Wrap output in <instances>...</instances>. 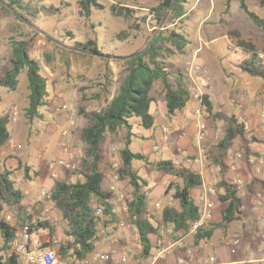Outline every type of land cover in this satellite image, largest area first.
Wrapping results in <instances>:
<instances>
[{
    "label": "rangeland",
    "instance_id": "374dc122",
    "mask_svg": "<svg viewBox=\"0 0 264 264\" xmlns=\"http://www.w3.org/2000/svg\"><path fill=\"white\" fill-rule=\"evenodd\" d=\"M80 2L81 0H23L26 7L23 11L25 19L9 10L6 5L0 6V78L12 68V43L24 42L30 56L39 62L43 74L48 78L49 91L47 105L40 110V117L31 120L26 113L30 94L27 70L24 69L20 74L19 85L15 91L0 87V114L11 116L12 134L8 144L10 152L3 155L4 149H0V170H8L5 168L7 161L16 160L14 167H10L8 171L12 173L16 188L23 190L25 196L24 210L19 216L16 210L6 208L2 217L11 226H16L18 232L31 225L39 231L38 235L42 240H47L49 236L51 238V235L49 229H39L37 225L39 222L49 221L55 229L52 239H56L60 248L68 239L65 235L68 223L63 219L61 210L51 201V191L44 181L47 177L54 182L60 178L71 183L83 180L81 170L83 160L87 158V146L81 141V135L83 128L89 123L87 114L98 112L118 95L119 88L128 74L126 58L147 51L150 44L159 39L161 46H164L159 60L164 62V67L172 73L170 82L174 83V73L181 71L186 86H189V62L198 55L200 61L197 62L207 72L205 75L212 83L211 88L205 90V95H208L213 103V109L212 112L208 111L205 122L207 140L203 146L207 159L204 168H213V188L218 200L221 197L219 183L223 178H227V174L223 162L219 165L216 160H219L217 143L224 137L225 122L215 115L235 114L246 122L255 117L258 121L264 112V81L249 77L239 70L238 67L248 55L237 47V39L229 35L235 31L240 39L252 41L264 57V31L259 30L249 19L237 0L229 4L227 0H188L185 15L175 19L167 14L162 20H159L162 12L159 14L154 11L159 8L160 0H98L104 9H93L90 17L82 15ZM247 3L264 19L262 0H247ZM113 8H117L116 12L112 11ZM125 9L132 12L130 16ZM172 32L181 34L188 40L189 44L183 50H178L173 42H168ZM89 40L98 44L97 47L103 56L81 50L78 45ZM162 84L164 82L161 79L157 81L150 94L155 99L150 111L155 117L156 128L162 125V121L169 119ZM63 104L68 106L71 115H75L72 119L73 127H70L68 112L61 110ZM193 107L194 102L191 101L183 113L194 120ZM14 110L18 112L16 120H12ZM139 121L138 118L130 120L133 125L130 147L134 152H141L148 158L154 157V160L168 161L171 160L172 146L176 149L174 154L178 155L192 150V155H184V161L197 156L198 147L194 145V137L190 145H181V137L176 138L170 131L167 139L162 136L157 140L156 133L145 131L139 126ZM255 131L256 128L251 131L250 138L257 139L252 134ZM150 134L151 141H148L147 136ZM127 139L128 132L126 128H122L117 135H110L102 146L100 169L106 174L104 188L112 193L114 219L105 216L104 211L98 214L102 221L95 252L111 253L114 256L123 254L134 264H151L152 260L142 258L143 248L138 240V230L129 215L126 201L130 199L132 190L126 181L113 177L120 167L115 164L119 162L120 151ZM183 139L187 137L184 136ZM147 141L151 143L148 145ZM242 142V139L235 141L240 146ZM66 145L78 155L76 168L73 171L63 168L62 176L53 178L51 166L63 158L62 150ZM155 145L158 146V151H154ZM240 149L239 151H243ZM242 161L246 162V159ZM135 166L139 174L149 180L146 189L147 217L160 228L158 235L153 236V242L157 243L160 239L164 246L177 234H173L171 229H162L160 214L169 203L178 205V201L172 196L174 190L166 194L168 187L165 189L163 185L166 173L140 161L135 162ZM27 167L30 169L29 178L25 176ZM171 181L181 182L173 177ZM246 209L249 210L248 206ZM244 213L241 221L229 227L236 232L235 236L230 229H219L217 234H214V239H220L222 245H226L230 239L239 240L238 246L234 247L229 243L224 246L226 260L237 261V253H240L238 257L243 259L242 248L238 250L241 252L236 250L250 240L248 235L242 236L243 240L240 236L246 225L245 209ZM8 216H12V221L8 220ZM258 225L262 226L261 221ZM229 235L227 241L226 237ZM190 241L181 249L183 254L189 248H196L194 236ZM2 245L3 239L0 235V247ZM10 253L11 250L0 252L4 263H7ZM66 259L70 264H75L72 257ZM217 259L219 260V257ZM87 264L99 263L91 257ZM106 264H117V260L113 259Z\"/></svg>",
    "mask_w": 264,
    "mask_h": 264
},
{
    "label": "trees",
    "instance_id": "16d2710c",
    "mask_svg": "<svg viewBox=\"0 0 264 264\" xmlns=\"http://www.w3.org/2000/svg\"><path fill=\"white\" fill-rule=\"evenodd\" d=\"M158 12L159 20L170 14L175 19L185 15V5L188 0H160ZM233 0H227L229 4ZM241 9L249 19L264 31V19L258 13L252 10L247 0H237ZM264 3V0H262ZM6 5L19 17L25 19L23 11L26 7L23 0H0V6ZM80 11L82 15L90 17L93 9H104V6L98 0H81ZM117 8L112 11L116 12ZM128 16L132 13L125 9ZM121 14V12H119ZM125 15V14H124ZM72 35V33H69ZM234 36L236 45L248 57L240 64L239 70L252 78L264 81V60L261 58V52L255 43L240 39L238 33L233 31L229 34ZM168 42H173L178 50H183L188 44V40L183 35L172 32ZM160 45V46H159ZM159 43V39L153 41L147 51L139 55H132L127 60L128 74L119 88L118 95L98 112L87 114L89 123L82 130L81 141L87 146V158L83 160L84 178L76 183L69 180H57L49 192L51 201L61 210L63 219L68 223V229L65 235L68 238L61 244L60 253L64 258L72 257L75 263L87 264L89 259L97 249L98 232L100 231L101 217L97 214L98 209H102L107 217L114 219V209L111 204L112 193L104 188L105 172L100 169V162L103 157L102 146L110 135H117L120 129L126 128L128 139L124 148L120 151L117 170L118 178L128 183L132 190L130 199L126 201L129 209V215L133 225L137 228L138 240L143 248L142 258L147 259L151 256L153 244L151 237L158 235L160 228L147 217L148 203L146 189L149 183L133 167L135 161L150 165L158 171H162L173 176L175 180L171 181L167 193L174 190L173 198L178 201V209L167 205L163 208L161 221L165 228L171 229L173 234H182L188 232L192 223L199 220L201 209L195 203L193 192L203 185L202 176L191 168L175 164L172 160L151 163L143 153L134 152L130 147L133 125L130 120L140 119L139 126L149 131L154 127L155 117L151 113V105L155 101L150 96L153 84L156 81L164 82L166 108L169 115H175L178 111H183L191 101V94L185 83L183 73L180 71L176 76V83L170 84L168 77L171 72L167 70L165 63L160 61L161 52L164 46ZM13 57L11 60L12 68L0 78V87L15 91L19 85V76L24 69L27 70L28 88L30 91L26 113L29 119L40 117V110L47 105L48 100V78L43 74L38 61L29 54L27 45L24 42H13ZM82 51L89 52L92 55L103 56L98 49V44L94 41H87L78 45ZM264 54V51H263ZM149 57V59H147ZM204 105L207 111L212 112L213 103L208 95L204 97ZM216 118L224 121V137L217 143L219 150L220 165L225 159L227 153L232 150L234 143L238 139L243 140L244 159L248 162L251 158V149L248 144L247 130L245 123L241 122L237 115H226L217 113ZM11 116L0 114V149L3 148L11 139ZM258 142L257 139H252ZM29 167L26 168L25 176L29 178ZM12 173L8 170H0V235L3 239V245L0 252L11 250V243L15 240L18 229L11 226L2 217L6 208L16 210L18 216L24 210L23 190L16 188V183L11 177ZM224 190L221 195L225 207L222 210L221 220L212 222L206 229L200 230L194 235V242L198 246L201 242L210 241L219 229H228L233 223L239 222L244 216L243 201L238 187L226 179H222L218 186ZM39 229H49L51 237L55 235V229L49 221L39 222ZM32 229H34L32 227ZM31 229V230H32ZM111 254V253H110ZM118 260L120 256H114ZM2 259V258H1ZM8 264H17V257L10 256L6 261Z\"/></svg>",
    "mask_w": 264,
    "mask_h": 264
},
{
    "label": "crops",
    "instance_id": "0c3cea01",
    "mask_svg": "<svg viewBox=\"0 0 264 264\" xmlns=\"http://www.w3.org/2000/svg\"><path fill=\"white\" fill-rule=\"evenodd\" d=\"M196 56H197V59L199 60L197 54H196ZM177 74H178V72L174 73V76H173V77H175L174 83L170 82L171 76L168 77L170 84L176 83ZM183 77H184V75H183ZM184 80H185V78H184ZM155 84H157V81L155 82ZM155 84H153V87ZM162 85H163V98L166 100L164 84H162ZM191 101L194 102V107H193V117H194V113H195V110L197 108V102L193 99H191ZM183 111L182 110L178 111L175 115H172V116L169 115L167 112V116L169 117V119L168 120L166 119L164 122L162 121V125L160 127H157V128L155 127V123H154L153 129L149 130L150 131L149 133H152L154 131L156 133L155 137L158 140L162 136H163V138L167 139L168 138V132L172 131V135H176L177 136L176 138L181 137V140H182V138L184 136L187 137V139H183L182 141L179 140L181 145H187V144L190 145V143H192L193 137L195 140L196 130H197V126H196L197 121L195 120V117L193 120L189 116L185 115L183 113ZM259 118L260 119H258V121H257V117H255V118H252L251 120L246 121V122L244 121V118H242V117L239 118V120L241 122H245L246 130H247V138L250 140L248 146L251 149V155H252L251 158L254 159V164H250L249 161L245 162V161H242V160L240 161V160L236 159L235 153L236 154L241 153V154H243V156L245 155L243 153V151H239V149L242 148L244 145L243 142L241 143V146L237 143H234L232 150L229 151L227 153L225 159L222 160V162H223L222 164L226 167V170H225V172L227 174L226 180L229 181L230 183H233L232 181L234 178H236V179L240 178L243 181V187L240 190V196H241V199L243 201V208L247 212V216L245 218L246 225L244 226L242 232L240 233V236L242 237V236L248 235V237L250 239L246 244L242 245L239 249L236 250L237 252L242 251L243 259L241 257H238V255H240V253H237V255H236L235 259L237 261H229V260L225 259V253L224 252H225L226 248L224 246L228 245V243L231 245L232 240H234V239L229 240V238H230V235H229L226 237L227 241L229 240L228 242H226V245H222L219 238H218L219 240L216 241V238L214 239V236H213L210 241L201 242L198 246H196V248H191V250H192L191 254L186 255V253L183 254L181 252V249L171 248L166 252L165 255H163L157 262H154V263H153V256L156 255V248H157L156 244L157 243L153 242V236H152L151 240H152V244H153L154 248L151 252V256L145 260H147V261L152 260L151 264H177L179 262V260L184 259L187 261L188 264H204L206 262V260L209 259V257L215 256V258H216V256H217V258L219 257V260L217 258H216V260L219 262V264H236V263L243 262V261L251 262L248 264H264L262 262V259L264 257V227L258 225V222L261 221L262 218H264V211L259 209L257 207V203H256L257 198L264 197V120H262L261 116ZM254 128H256V131H255V133H252V134L257 137L258 142H255L252 140V138H250L251 131ZM147 138H148V141L149 140L151 141V139H150L151 134L148 135ZM194 140H193L194 145H196ZM10 141H11V139H10ZM148 141H147V144L149 145L151 142L148 143ZM9 142L3 147V149H4V152L2 153L3 155H7L11 150L10 147H8ZM172 144L173 143H171V145ZM155 146H157V145H155ZM171 152H172L171 155L169 153L168 154L170 155L171 160L175 164L180 165V166L182 165V166H185L187 168H191L194 171L198 172L203 177L202 178L203 185L201 188L194 190L193 198L195 200V203L198 205V207H201L200 196L204 192V189L209 190V193L211 194L210 197L215 204L214 219H216V221L219 222L221 220L222 210L225 207V203L222 201L221 197H220V199H219L220 201H219L217 199V195L214 192L213 186L215 184L213 183V180L215 179V176H213L212 172H211L213 170V168L205 169L204 164L199 166L198 164H195L193 159H191V158L184 161L183 160L184 155H186V154L192 155L193 154L192 150L186 151V153L184 155H183V153H182V155L181 154L178 155V154H174V152H176V149L174 150L173 147L171 146ZM196 154H198V153H196ZM195 157H194V159H195ZM148 159L151 163L159 161L158 159L154 160V157L153 158L151 157ZM14 160L13 161L8 160L7 163L5 164V168L9 170L10 167H14L15 162H16V160L15 161ZM135 162H139V161H135ZM135 162L133 163V167L136 171H138V173H140L139 170L135 166ZM115 165L120 166V163L117 162ZM48 168L50 170V166ZM258 169L260 170V172H257ZM3 170H4V168L1 169V171H3ZM54 170H55V168L53 170H51L50 172L53 173ZM57 170L61 171L60 169H57ZM61 176H59V178ZM118 176H119L118 174H115V176H113V177L120 180L118 178ZM141 177H142V175H141ZM172 177L173 176L167 174V177L164 178L163 185H164L165 189L170 184ZM143 179L149 183L148 179H146V178H143ZM59 180H62V179L60 178ZM44 184L47 185L48 189L51 191V189L54 186V181H52L49 177H47L44 181ZM219 193L221 195H223L224 190L219 188ZM166 194H169V193L166 192ZM252 201H253V203L251 204ZM168 205H170V206L172 205V206L176 207L177 209L179 207L175 203L174 204L169 203ZM247 206H248L249 210L246 209ZM255 216H256V218H255ZM228 229H230V228H228ZM230 232L232 233V235L236 234V232L232 229H230ZM214 234H217V232ZM192 237L187 236V235L182 236V234L178 233L177 236H174L173 240H169V242H167V244L165 243L164 247L170 248L173 243L180 241L182 238L184 239V241L187 245L191 242L190 240ZM242 240H243V237H242ZM97 245H98V243L96 244V246ZM241 248H242V250H241ZM238 250H241V251H238ZM92 256H93V254H92Z\"/></svg>",
    "mask_w": 264,
    "mask_h": 264
},
{
    "label": "built area",
    "instance_id": "2783aa9c",
    "mask_svg": "<svg viewBox=\"0 0 264 264\" xmlns=\"http://www.w3.org/2000/svg\"><path fill=\"white\" fill-rule=\"evenodd\" d=\"M262 59H264L263 56H261ZM197 59V56L193 57L191 62H189V76H190V84L188 87V90L191 94V99L195 100L197 102V108L194 113V117L197 126L196 130V145L198 147V154L193 159L195 164H198L199 166L203 165L205 160L207 159V152L203 146V143L207 140V126H206V117L208 116V111L206 106L204 105V97H205V90H208L211 88V81L210 78L205 75L207 72H205L199 64ZM61 110L64 112H68V106L62 105ZM18 112L16 110L13 111L12 120L17 119ZM70 119V127L74 126V121L72 120L75 115H71L69 112L67 114ZM262 120H264V113L261 115ZM68 133V130L65 131V134ZM154 151H158V146L153 147ZM64 156L63 158H60L57 163L51 166V170H54L52 173L53 178H59L63 174V168L69 169L73 171L76 168V159L78 156L75 152L71 151L70 146H64L62 150ZM235 157L237 160H243L244 156L241 153H235ZM250 164H254V159L250 158L249 160ZM118 167V165H115ZM60 169L61 171L57 170ZM257 172H260L258 169ZM236 187H238L239 191L243 187V181L239 178H234L232 181ZM211 194L209 193V190L204 189V192L200 196V202H201V215L199 220H196L192 225L190 226V229L185 234V236H194L196 233H198L200 230L206 229L214 220V208L215 204L213 200L211 199ZM257 207L264 211V197L257 198ZM103 212L102 209H98L97 214ZM45 215V213H43ZM45 219H47L46 216H44ZM8 220L12 221V216H8ZM160 223L162 224L161 217H160ZM261 224L264 227V218L261 219ZM162 229H164V225L162 224ZM31 225H27L24 229L17 232L15 240L11 243V255H15L17 257V264H70L66 258L62 256L60 253V247L58 246V243L56 239H52V237L47 240H42V238L38 235L39 231L35 228L32 229ZM232 245L238 246L239 240H233L231 242ZM156 255L153 256V263L157 262L163 255L166 254V252L173 248L183 249L186 246V243L184 239L182 238L180 241H177L176 243H173L170 248L163 246V241L158 239L156 244ZM192 250L189 248L186 251L187 254H191ZM93 259L97 261L99 264H106L113 260V257L110 253H104V252H95L93 254ZM262 262L264 263V257L262 259ZM251 262H239L236 264H248ZM0 264H7L4 263L3 260L0 257ZM75 264H81L79 262ZM117 264H134L130 258L127 256L120 255V257L117 260ZM177 264H188L186 260H179ZM204 264H219V262L216 260L215 256L209 257L208 260Z\"/></svg>",
    "mask_w": 264,
    "mask_h": 264
}]
</instances>
